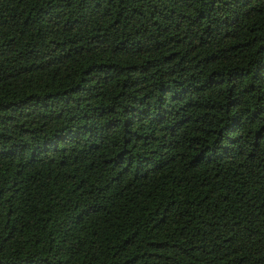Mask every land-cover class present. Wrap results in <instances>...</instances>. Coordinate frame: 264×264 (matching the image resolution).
<instances>
[{
  "label": "trees",
  "instance_id": "trees-1",
  "mask_svg": "<svg viewBox=\"0 0 264 264\" xmlns=\"http://www.w3.org/2000/svg\"><path fill=\"white\" fill-rule=\"evenodd\" d=\"M0 264H264V0H0Z\"/></svg>",
  "mask_w": 264,
  "mask_h": 264
}]
</instances>
